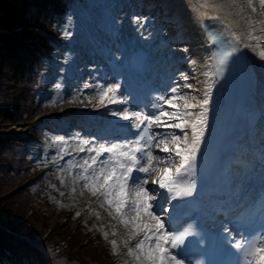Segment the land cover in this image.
I'll list each match as a JSON object with an SVG mask.
<instances>
[{
  "label": "trees",
  "instance_id": "obj_1",
  "mask_svg": "<svg viewBox=\"0 0 264 264\" xmlns=\"http://www.w3.org/2000/svg\"><path fill=\"white\" fill-rule=\"evenodd\" d=\"M69 1L89 5L87 0H0V122L23 123L19 133L0 132V264H48L16 234L22 229L75 264H138L124 247L127 233L110 239L114 210L87 211L90 189L64 166L49 164L58 136L30 121L36 111L59 100L52 80L53 67L60 65L51 56L55 50L61 61L68 57L61 44L70 37ZM45 93L51 95L47 100ZM62 215L68 219L61 220ZM116 224L125 227L119 218ZM120 246L119 259L111 262Z\"/></svg>",
  "mask_w": 264,
  "mask_h": 264
},
{
  "label": "snow or ice",
  "instance_id": "obj_2",
  "mask_svg": "<svg viewBox=\"0 0 264 264\" xmlns=\"http://www.w3.org/2000/svg\"><path fill=\"white\" fill-rule=\"evenodd\" d=\"M251 2L252 0H248L249 6ZM259 3L264 7V0H259ZM135 22L139 23L140 18L137 17ZM209 35L212 46L223 43L220 35ZM240 50L239 41L236 39V46L230 52L221 53L214 75L222 74V66L228 57ZM260 59L264 60V52L260 53ZM181 76L183 85L171 86L166 94L158 95L150 105L137 104L138 110L123 107L122 110L112 111L113 116L128 122L122 141L97 143L98 138L92 137L91 140H83L84 145L91 144V147L80 148L81 152L92 154L91 163L84 160L87 165L84 169V187L106 201L122 224L131 226L130 237L139 236L135 248L128 249L129 255L138 264H184L179 258L182 251L174 253L173 250L185 245L186 237L193 234L187 229L173 230L170 223L171 209L164 207V203L171 205L173 201H183L192 197L196 191L197 161L209 124L212 84H207L203 98L196 102L195 95L189 97L182 94L185 89H191L192 93L197 90L188 84V76L183 73ZM96 88L99 103L106 107L134 101L120 82L98 81ZM153 129L163 131L154 132ZM154 146L159 152L166 154L165 158L157 160L156 163H174L175 167H161L157 177L152 180L153 188L150 189L147 176L153 171ZM131 195L135 198L130 199ZM157 209L161 214H157ZM127 212L134 214L126 218ZM112 243L115 245L116 242ZM234 247L243 250L244 264H264V238L260 243L247 246L237 241ZM197 264L201 262L197 261Z\"/></svg>",
  "mask_w": 264,
  "mask_h": 264
},
{
  "label": "rangeland",
  "instance_id": "obj_3",
  "mask_svg": "<svg viewBox=\"0 0 264 264\" xmlns=\"http://www.w3.org/2000/svg\"><path fill=\"white\" fill-rule=\"evenodd\" d=\"M108 1V0H106ZM109 1H113V0H109ZM118 4L121 3H125L124 6H126L127 8L124 9L125 12H127V10H129L130 14H133L136 9H134V7L132 6V3H129L130 0H117ZM222 3L224 2L226 5H228L229 10L237 17L240 18H245L246 15L248 13H252V17H247L245 20H248L247 22L245 21L244 23H242L244 25L245 28H248L249 30L253 31L251 32V34H254L252 36L257 35V31L261 30L263 26H261L262 21L264 20V7H261L259 0H252L253 6H254V10L250 9L247 4H245L244 0H220ZM88 2H91V0H88ZM100 2L102 4H104L102 1L99 0H94L92 1V4L90 6V8L92 6L97 7V3ZM68 5V4H67ZM108 5L105 3L104 4V10H101L98 15L100 16V14L104 11H106L105 8H107ZM94 8L92 7L91 9H85V8H80V7H76L75 5L70 3V9L75 13L74 19L75 22L77 23V28L76 30L79 32L78 36L81 34H84V25L86 26V24H84L85 22H87L88 20H91L92 18V12H94ZM118 14H121V12L116 11ZM91 24V23H89ZM86 28V27H85ZM0 30H2V28H0ZM81 30V31H80ZM68 46H70V48H73L75 51V58H77V51L78 48L75 44L69 43L67 44ZM186 45V44H184ZM258 46L260 47L259 51L260 53L264 51V42L260 41L258 42ZM190 53V52H189ZM192 56L190 57V61H196L195 56L190 53ZM77 56V57H76ZM75 58L73 59V61L75 60ZM260 67L263 69L261 71V74H264V64H262V61L260 62ZM73 67L77 66L78 68H81L83 66V63H73L72 64ZM195 71V70H194ZM192 72V71H191ZM183 74H185L186 76H188V84H190L193 88H195V80L193 81V79H190L191 76H193L190 73V75H188L187 72H182ZM80 75V73H79ZM78 76V74H77ZM181 76V75H180ZM263 81H264V76H263ZM70 84V83H68ZM176 84H180L183 85L184 84V80L183 77L181 76V79L178 83ZM71 85V84H70ZM184 95H187L189 97H191L192 95L197 94V92L192 93L191 89H185L184 92L182 93ZM264 99V86H263V92H262V96ZM97 102L96 100V96L92 93H84L82 92V88L79 87V89H74V87L72 86L71 88H69L68 86L65 89L64 95L62 97L61 102L57 103L56 105H49L47 106L46 109H42L39 113H43L46 112L47 110H56V109H76V108H90L92 107V105H94ZM182 103V102H181ZM70 114V113H69ZM32 119V118H31ZM31 122H33V120H30ZM18 123H16L15 121H7L4 120L2 122H0V132H4L7 133L9 131H15V132H21L23 129V123L21 121H17ZM70 125H72V123H70ZM53 129H58V130H62L64 132H67L69 129H67L66 127H64L63 125H59V124H55L52 126ZM161 132L163 131L162 129H160ZM177 134H179V132H177ZM162 147V146H161ZM161 152H157L155 151L154 155L155 157L159 160L162 158H165L166 155L161 156ZM66 161L67 163L70 165L71 169L75 170V168H83L82 164L77 163L78 158L75 157V155L70 154L66 157ZM166 165V164H165ZM165 165H161L158 163H154V170H158L161 167H165ZM132 198H135L134 195H131ZM134 213L132 212H127L125 214L126 217L130 218ZM158 214V212H157ZM2 219H6L5 216L2 217ZM66 218H61V220H65ZM24 229L21 230V232H23ZM122 234V233H121ZM38 240V238H35V240ZM39 244L42 245L44 248L49 249V244L45 245L43 241H39ZM135 248V245L133 246ZM133 248V249H134ZM54 264H73V262H63L60 259L55 258Z\"/></svg>",
  "mask_w": 264,
  "mask_h": 264
},
{
  "label": "bare ground",
  "instance_id": "obj_4",
  "mask_svg": "<svg viewBox=\"0 0 264 264\" xmlns=\"http://www.w3.org/2000/svg\"><path fill=\"white\" fill-rule=\"evenodd\" d=\"M182 11L184 12L186 16V24L189 26V29L191 30L194 40H195V45L192 48L194 52L192 54L195 55L196 58V68H198L197 73H198V79L199 83L198 86L201 85L200 91H198V94L196 96V102L201 100L203 98V93L207 87L208 83L212 84L211 88V99H210V104H209V117H210V110L211 107L216 100V89H215V84L212 77V74L210 72V68L207 65V57H206V52L203 49L201 42H200V34L197 29L198 25V19L197 18H205V17H211L215 18V20L226 27L229 31L234 33L236 37L238 38V41L242 40L246 42L247 51L250 52L253 55V58H255L257 63H260L262 59H260V47L258 46V38L257 35L252 36L254 34H251V32H246V30L241 26L240 21L235 18V16L232 15V13L228 12L221 4H219L216 0H183L182 4ZM150 11L149 9L142 10L141 13L145 12L147 13ZM200 23V22H199ZM135 22H133L129 27L128 31H131V29L135 26ZM143 24V23H141ZM164 29L171 30L172 27L165 25L163 27ZM162 43V41H161ZM178 50L181 51L180 48H175L174 52H177ZM184 53H187L189 51L183 50ZM183 69H188V68H183ZM189 70V69H188ZM261 83H262V78L259 77L258 79V93L259 96L262 94L261 93ZM86 93H89L86 91ZM114 106L111 111H118L117 105H110ZM117 108V109H116ZM112 117H114L111 114ZM178 131V130H176Z\"/></svg>",
  "mask_w": 264,
  "mask_h": 264
}]
</instances>
